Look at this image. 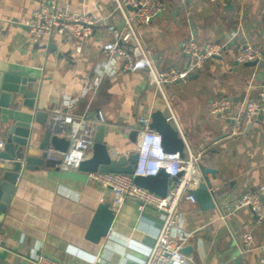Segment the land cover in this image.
I'll use <instances>...</instances> for the list:
<instances>
[{
    "label": "crops",
    "instance_id": "crops-1",
    "mask_svg": "<svg viewBox=\"0 0 264 264\" xmlns=\"http://www.w3.org/2000/svg\"><path fill=\"white\" fill-rule=\"evenodd\" d=\"M58 1L101 24L80 46L58 35L32 42L27 23L37 1L0 0V72L8 68L31 71L37 97L46 111L45 121L58 108L65 116L66 130L78 129L82 122L93 128L105 124L108 148L120 156L136 148L129 133L136 127L137 117L160 109L175 127L173 115L183 133L178 121L181 117L191 138L189 142L183 133L187 143L192 149L204 150L201 164L216 169L214 178L208 176L219 201L233 200L264 184V113L234 137L229 135L231 119L205 114L215 98H229L232 115L257 94L264 80V65L237 63L234 56L238 42L247 41L264 50V0H160L165 9L148 24L136 27L156 70L183 64L179 43L187 37L200 44L225 45L221 58L206 62L186 85L167 94L169 97L147 85L141 61L128 71L122 70L118 59L103 56L100 46L112 38L105 25H121L114 0ZM99 70L103 71L98 86L86 89L85 84L98 76ZM58 165L25 171L18 178L5 213H0V264H36L40 255L67 264H144L163 212L125 199L115 209L107 234L91 242L85 237L87 228L98 204L111 201V191L101 189L90 172L64 170ZM214 209L210 218V209L201 210L197 203L179 206L181 224L178 219L176 236L170 233L173 241L193 234L197 249L193 246L188 253L180 249L188 264H235L236 256H240V264H260L264 225L256 224L254 237L247 208L226 219L219 218L215 205ZM242 232L253 237V247L246 253L239 248ZM187 244L193 241L184 246Z\"/></svg>",
    "mask_w": 264,
    "mask_h": 264
},
{
    "label": "built area",
    "instance_id": "built-area-1",
    "mask_svg": "<svg viewBox=\"0 0 264 264\" xmlns=\"http://www.w3.org/2000/svg\"><path fill=\"white\" fill-rule=\"evenodd\" d=\"M36 1V8L33 9L28 23L29 37L58 35L65 40L74 38L81 43L92 37L96 27L101 25L98 19L84 12H72L64 4L59 5L57 0ZM114 3V10L120 11L121 25H105L112 38L101 44L100 50L103 56L108 59H118L122 70L128 71L134 69L136 61H141L146 70L145 82L148 86L160 90L162 95H164L162 83L184 81L192 73L201 70L207 60L221 55L224 50L225 45L222 43L209 41L199 44L195 38L190 37L179 45L184 57L181 66L156 70L141 44L136 27L148 24L160 14L165 9L164 3L160 0H114ZM127 7H130L131 11H128ZM123 43H129V46L124 47ZM235 50L237 63L256 61L261 57L259 48L247 41L238 42ZM102 71L99 70L98 76L85 84L86 89L92 90L98 86L102 79ZM230 109L231 101L226 97L215 98L209 103V113L231 119L229 135L234 137L264 113V80L260 82L257 94L247 98L237 113L231 115ZM172 119L183 142V157H180L177 151L164 150L160 134L150 127V114L147 112L136 119L137 124L134 129L137 130L135 141L137 159L133 165V173L99 171L89 173L91 179L97 181L101 189L111 191L110 208L114 212L128 198L138 199L143 204L151 205L154 209L163 212L157 236L144 264H188V258L180 252L182 243L178 239L173 241L170 232L177 225L180 201L195 203L194 195L190 191L196 189L203 180L199 165L205 154L204 150L191 148L173 115ZM98 120H102L99 111ZM44 126L69 140V145L62 153L58 166L64 170H77L81 161L90 155L94 131L92 125L82 122L78 129L66 130L65 116L55 111L44 121ZM3 145L4 142L0 139V150L3 149ZM52 152V149H48L47 157ZM109 152L112 156L117 155L113 148H110ZM160 169L169 176H176V179L168 184L165 196H160L133 181L135 176L155 175ZM213 202L218 208V216L221 219H226L247 208L256 224L264 222V184L239 194L233 200L219 201L218 198L213 197ZM252 244V234L242 232L239 236L240 252H249L253 247ZM35 263L67 264L45 255H40ZM260 264H264V257L261 258Z\"/></svg>",
    "mask_w": 264,
    "mask_h": 264
},
{
    "label": "water",
    "instance_id": "water-1",
    "mask_svg": "<svg viewBox=\"0 0 264 264\" xmlns=\"http://www.w3.org/2000/svg\"><path fill=\"white\" fill-rule=\"evenodd\" d=\"M233 41L231 40V43L234 44ZM259 50L261 57L258 60L243 64L248 66L262 64L263 66L264 50ZM216 58H221V55ZM191 77L192 75L189 76ZM35 85L36 78L29 69L8 68L0 72V135L4 139L3 149L0 150V213H5L17 180L25 171L37 170L42 166H54L61 160L62 153L69 145V140L44 126L46 111L43 108V102L37 97ZM150 127L160 134L165 151H177L180 157L184 156L182 139L162 110L154 109L150 112ZM107 130L108 126L105 124L95 126L90 155L81 161L78 170L132 174L133 165L137 159L136 149L133 148L127 155L112 156L105 139ZM136 134V129L129 133V139L132 142L136 141ZM48 149L53 151L49 157H47ZM199 168L203 180L190 192L194 195L195 203L200 209L207 210L214 207L213 197H216L208 175L214 178L216 169L201 163ZM175 179L176 176H169L160 169L155 175L135 176L133 181L160 196H165L168 184ZM134 201L141 206L153 208L138 199ZM113 218L114 211L110 208V202L98 204L87 228L86 239L94 243L98 242L107 234ZM179 241L182 243L183 253H188L193 246L197 249L193 234H188ZM190 241H193L192 245L184 246L185 242ZM234 263L240 264V256L234 258Z\"/></svg>",
    "mask_w": 264,
    "mask_h": 264
},
{
    "label": "rangeland",
    "instance_id": "rangeland-1",
    "mask_svg": "<svg viewBox=\"0 0 264 264\" xmlns=\"http://www.w3.org/2000/svg\"><path fill=\"white\" fill-rule=\"evenodd\" d=\"M202 1H205V0H195V2H202ZM57 3L59 4V5H63V4H60L59 3V1L57 0ZM33 11V10H32ZM118 11V10H117ZM119 13H120V11H118ZM31 15H32V13H31ZM29 23V22H28ZM28 23H27V28H29V26H28ZM29 30V29H28ZM190 37H192V36H190ZM190 37H187V38H185L184 40H186V39H188V38H190ZM30 39L29 40H31L32 42H40L42 39H44V38H47L46 36H43V37H29ZM194 38V37H193ZM71 41L72 40H74V41H76L77 43H78V46L80 45V44H82L84 41H86V39L84 40V41H82L81 43H79L76 39H74V38H71L70 39ZM184 40H182V41H184ZM181 41V42H182ZM197 41V40H196ZM180 42V43H181ZM198 43H199V41H197ZM180 43H179V45H180ZM200 44V43H199ZM180 51V50H179ZM236 51V50H235ZM180 54H182L181 52H180ZM183 56V55H182ZM139 58V57H138ZM184 58V57H183ZM214 58H216V57H213V58H210L209 60H207L206 62L208 63L211 59H214ZM234 58H235V56H234ZM139 61V60H138ZM138 61H136V62H138ZM206 63V64H207ZM136 65V64H135ZM192 74H194V73H192ZM188 78L189 77H187L184 81H178V82H173V83H162V89H163V92H164V94H170L173 90H179V88L180 87H183L184 85H186L187 84V82H188ZM159 93H160V95H161V92H160V90H158L157 88H155ZM168 96V95H167ZM169 97V96H168ZM55 111H59V109L58 108H55V109H53L52 110V112L51 113H49V115L51 116L52 114H54L55 113ZM209 111V104H208V109L206 110V112H205V110H204V112H205V114H207V115H209V117H210V113L208 112ZM60 112V111H59ZM208 112V113H207ZM181 118V117H180ZM179 118V116H178V121H179V124H180V126H181V128H182V130H183V133L185 134V136H186V138H187V140L189 141V142H191V138H190V135H189V132H188V130L186 129V127H185V125H184V122L182 121V118L180 119ZM196 120H198V118H196ZM171 121H172V119H171ZM188 132V133H187ZM229 134H230V132H229ZM0 139H2L3 140V142H4V139H3V137L0 135ZM108 150H109V148H108ZM115 150V149H114ZM116 151V150H115ZM185 204H189V205H196V203H187V201H184V200H181L180 201V203H179V206H180V208H182V206H184ZM215 211H216V209H214V207H212V208H210V218L215 214ZM248 215H249V212L247 213ZM178 219H179V225L181 224V220H182V217H181V211L179 210V213H178ZM251 222H252V224H251V226L249 227V229H250V232L253 234V236L254 237H256V234H257V229H258V227H257V225H256V223H255V221H254V219L252 218L251 219ZM262 225H264V222L262 223ZM177 225H175L172 229L173 230H171L172 232L171 233H173V235L174 236H176V233H177V230H178V228L179 227H176ZM175 229V230H174ZM175 233V234H174Z\"/></svg>",
    "mask_w": 264,
    "mask_h": 264
}]
</instances>
